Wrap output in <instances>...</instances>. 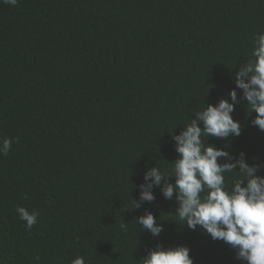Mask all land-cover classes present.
<instances>
[{"label": "trees", "instance_id": "16d2710c", "mask_svg": "<svg viewBox=\"0 0 264 264\" xmlns=\"http://www.w3.org/2000/svg\"><path fill=\"white\" fill-rule=\"evenodd\" d=\"M0 264H264V0H0Z\"/></svg>", "mask_w": 264, "mask_h": 264}]
</instances>
